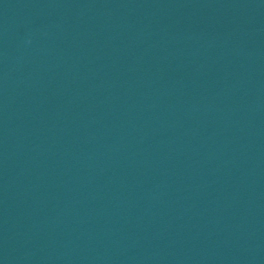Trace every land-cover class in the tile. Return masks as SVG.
Here are the masks:
<instances>
[{
    "label": "water",
    "instance_id": "1",
    "mask_svg": "<svg viewBox=\"0 0 264 264\" xmlns=\"http://www.w3.org/2000/svg\"><path fill=\"white\" fill-rule=\"evenodd\" d=\"M0 264H264V0H0Z\"/></svg>",
    "mask_w": 264,
    "mask_h": 264
}]
</instances>
